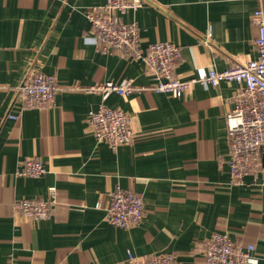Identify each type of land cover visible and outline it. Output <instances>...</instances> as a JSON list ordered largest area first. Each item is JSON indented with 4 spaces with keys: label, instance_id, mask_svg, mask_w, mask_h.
<instances>
[{
    "label": "crops",
    "instance_id": "0c3cea01",
    "mask_svg": "<svg viewBox=\"0 0 264 264\" xmlns=\"http://www.w3.org/2000/svg\"><path fill=\"white\" fill-rule=\"evenodd\" d=\"M104 2L0 0V264H130L128 251L207 264L203 251L214 232L253 244V264H264V170L230 181L226 114L240 84L196 82L181 97L145 89L103 100L84 91L106 80L154 82L130 51L102 52L93 43L86 12ZM258 7L264 0H149L125 18L136 21L142 46L178 45L175 75L189 79L258 57L251 20ZM33 71L56 79L53 105L22 106L16 88ZM101 102L129 115L131 142L113 150L97 138L87 115ZM33 157L47 172L16 176ZM116 186L142 196L137 225L107 221ZM49 187L56 194L49 218L15 209L20 198L48 200Z\"/></svg>",
    "mask_w": 264,
    "mask_h": 264
},
{
    "label": "built area",
    "instance_id": "2783aa9c",
    "mask_svg": "<svg viewBox=\"0 0 264 264\" xmlns=\"http://www.w3.org/2000/svg\"><path fill=\"white\" fill-rule=\"evenodd\" d=\"M147 2L149 0H105L102 5L87 10L86 16L93 30L92 41L102 52L130 51L136 59L144 62L154 82L149 87H143L135 85L132 79L118 82L106 80L81 89L98 93L103 100L112 93L128 96L145 89L181 97L189 93L196 82L204 86H216L221 80L235 81L240 84V88L232 97L234 107L226 114L230 181L232 184L241 183L243 176L253 167L264 170V10L258 7L251 15L258 29L254 40L258 52L256 59L222 70L210 68L196 77L181 79L175 75L181 56L179 46L168 40H157L142 46L136 21L125 18ZM79 88L75 86V89ZM16 90L23 107L44 108L54 104L59 86L54 76L33 71L27 74ZM12 117L16 118L14 115ZM87 123L97 138L104 140L113 150L133 140L130 117L119 107H110L101 102L97 108L89 110ZM46 172L42 161L33 157L22 163L15 175L39 177ZM48 190V200L20 198L14 203L15 209L31 220L49 218L56 194L54 187ZM109 196L110 204L106 208L108 222L128 228L142 220L145 208L139 193L116 186ZM97 207H100L99 203ZM254 249L251 243L240 245L227 233L214 232L204 248L203 257L207 264H253L256 262ZM127 257L130 264H174L172 253L135 256L128 251ZM7 264L15 263L10 260Z\"/></svg>",
    "mask_w": 264,
    "mask_h": 264
}]
</instances>
